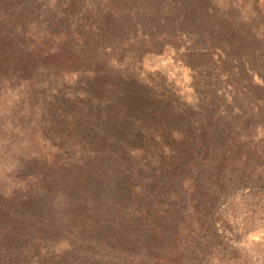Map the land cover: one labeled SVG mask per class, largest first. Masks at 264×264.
<instances>
[{"label":"trees","instance_id":"16d2710c","mask_svg":"<svg viewBox=\"0 0 264 264\" xmlns=\"http://www.w3.org/2000/svg\"><path fill=\"white\" fill-rule=\"evenodd\" d=\"M262 15L264 0H254L251 6L238 1L220 6L214 0H0L3 42L29 48L34 69L50 71V63L55 68L69 65L87 80L90 90H83V97L90 94L91 121L98 127L94 146L86 149L93 156L90 162L106 154L118 161L139 160L147 153L156 161L154 182L160 179L147 195L153 199L130 210L133 220L142 223V236L119 246L109 240L103 244L102 237L111 233L109 223L94 216L98 205L63 204L55 211L60 214L57 222L44 227L32 264H41L39 253L45 254L46 264H78L74 257L64 261L65 252L76 243L74 230L94 227L97 249L115 253V263L185 261L202 223L195 200L197 168L204 167L211 176L225 177L232 170L264 175ZM185 39L194 43L181 53L193 82L191 102L132 89L136 77L131 76L142 71L140 63L132 65L128 76L120 73L122 60L116 53L124 51L123 45H142L141 59L146 50L179 52L178 44ZM135 173L131 169L130 177ZM173 178L183 191H176ZM66 210L75 211L78 224L65 223L70 215ZM9 234L0 230V250L10 254L11 264H27L26 250L15 246ZM139 242L146 248L141 245L142 250L134 252Z\"/></svg>","mask_w":264,"mask_h":264},{"label":"rangeland","instance_id":"374dc122","mask_svg":"<svg viewBox=\"0 0 264 264\" xmlns=\"http://www.w3.org/2000/svg\"><path fill=\"white\" fill-rule=\"evenodd\" d=\"M214 1L220 6L229 1L251 6L254 0ZM163 30L172 32L167 27ZM30 31L27 39L32 36ZM193 44L180 40L179 52L167 48L151 54L146 50L141 59L142 45L125 44L124 51L116 53L122 60L119 71L128 76L132 65L140 63L142 71L131 76L136 77V84L130 83L132 89L191 102L193 82L181 53ZM18 48L0 41V230L8 231L15 246L26 250L27 264H32L30 257L41 246L38 240L44 236V227L51 220L57 222L60 214L55 211L63 204L98 205L94 216L109 223L111 233L102 237L103 244L109 240L119 246L142 236V223L133 220L130 210L153 199L147 195L160 182H154L156 173L152 172L156 161L144 153L139 160L122 157L118 161L106 154L90 162L92 155L86 149L94 146L98 127L91 121L89 92V97H83V90H90L87 80L69 65L55 68L50 63V71L34 69L29 65V48ZM131 169L136 173L130 177ZM204 169L197 168L193 175L202 223L181 264H264V175L232 170L225 177L211 176ZM172 182L176 191H183L176 178ZM66 211L70 215L65 223L78 224L75 211ZM17 222L20 224L15 225ZM74 231L76 243L65 252L68 259L64 261L74 257L78 264H118L115 253L102 254L103 249H97L95 227ZM138 244L134 252L146 248L144 243ZM44 255L39 253L41 264H46ZM9 260L10 254L0 250V264H11Z\"/></svg>","mask_w":264,"mask_h":264}]
</instances>
